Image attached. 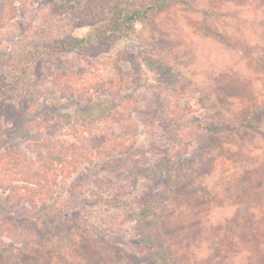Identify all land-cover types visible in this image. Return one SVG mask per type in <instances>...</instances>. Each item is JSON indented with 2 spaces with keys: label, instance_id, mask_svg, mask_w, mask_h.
Wrapping results in <instances>:
<instances>
[{
  "label": "rangeland",
  "instance_id": "obj_1",
  "mask_svg": "<svg viewBox=\"0 0 264 264\" xmlns=\"http://www.w3.org/2000/svg\"><path fill=\"white\" fill-rule=\"evenodd\" d=\"M114 1L0 0V264H152L146 231L176 264H264V0H172L155 27L108 38ZM215 118L225 130L203 148ZM159 162L172 194L141 224ZM22 243L40 252L10 260Z\"/></svg>",
  "mask_w": 264,
  "mask_h": 264
},
{
  "label": "trees",
  "instance_id": "obj_2",
  "mask_svg": "<svg viewBox=\"0 0 264 264\" xmlns=\"http://www.w3.org/2000/svg\"><path fill=\"white\" fill-rule=\"evenodd\" d=\"M5 3L7 2V0H3ZM124 1L125 0H115L114 1V5L115 8L110 12V17H109V25L106 31H108L107 33H103V35H106L108 38H111L113 36H126V35H130L132 33H134L135 28H136V24L141 23L144 26L153 28L155 27V23L153 21V15L168 7L173 1L172 0H155L153 1V3L146 5L145 7H141V8H126L124 6ZM102 36V34H101ZM86 40L84 38L81 39H75L74 41H69L66 39H60L58 41V43L56 42L54 45H51L53 49L57 50V49H61V50H73L75 48H77V46H79L81 43L85 42ZM32 53V52H31ZM128 55H123L120 56L119 59L128 61V62H132L133 64L135 63V59L132 53H127ZM34 55V54H33ZM30 58L31 55H27L26 58ZM134 66V65H133ZM11 87V85H9ZM91 101L90 98L87 99V102ZM154 102V103H153ZM153 105H152V109L148 110L146 112V114L152 116V117H156V119L162 117V112L164 110L165 107H163V103L157 99L155 101H152ZM95 102L93 104H83L82 107L78 106L77 107V112L82 111L83 114H85L86 116H83V119L87 118L89 119L90 116H93V109L95 106ZM162 110V111H161ZM164 115V114H163ZM212 121H208L204 123V125L202 126L203 130H204V136L203 137V148H208V146H211V141L210 138H208V136H212L215 135L216 137H219L218 134H220L222 132V130H225V124L223 123V120L219 119V118H215V120L211 119ZM240 123V121H238ZM246 122V123H245ZM243 123L240 124H248L246 125L248 129H255L254 127V120H249V121H245ZM249 123H252V127H249ZM241 128V127H240ZM238 129V128H237ZM218 135V136H217ZM133 146H125L124 148L121 149L120 153H115L112 154L113 152H110L107 159H105V165H111L112 163L119 161L123 156H126L124 153L128 152ZM197 147L195 146L193 147V151H195L197 153V155H195L193 157V161L197 160L198 158V153L197 152ZM132 152L129 151L128 153ZM197 156V157H196ZM158 167H161L163 170V174L166 177V185L164 187L163 191L157 190L154 191L152 189H148L146 191H144V194H148L147 197H143V199L139 202L140 203V223L144 224L145 221L149 220L150 215L152 213V211H154L155 208H157L161 203H163V201L167 198H169V196H171L172 194V173L170 168L165 165L163 166V162H159ZM77 170V169H76ZM149 188V186H148ZM144 196V195H143ZM8 197V196H7ZM4 200H6L7 198H3ZM28 219H25V225H29L30 222L27 221ZM62 222H65L63 225H59ZM69 223V228H71L72 223L64 220L61 221L59 220L57 223L55 221L50 222V224L48 223V225L51 228H65V226H67V224ZM27 229H30L32 231L33 234H35V238H40V230L37 228H34L31 224L27 227ZM48 229V228H46ZM143 232V231H142ZM15 243V242H13ZM138 244L143 245L144 247H146L148 250L150 251H154L155 249H157V255L155 253H152L150 258L147 259V262L150 263L151 259L153 260L152 264H176L174 261V258L171 257L168 253H166L164 250H161L162 247V241L161 239H159L158 237L155 236L154 233L150 232V231H146L143 232L139 239H138ZM12 250L15 251V248H13ZM100 250V248H99ZM7 252L6 254L8 255V258L10 260H17V262H20L23 259H29L30 256L28 255L29 253H34V257H36L38 255V253L40 252L39 250L35 251L34 249L31 248V250L29 249L28 246H24V243H22L21 245H19L17 247V251L12 252L10 251V253H8L9 251H5ZM18 255V256H17ZM60 258L65 259L66 257L69 258H75V255L73 253V251H70L68 254H63L60 252ZM66 256V257H65ZM102 258L105 261H108V257H106V255H102ZM9 261V260H7ZM83 261V260H82Z\"/></svg>",
  "mask_w": 264,
  "mask_h": 264
}]
</instances>
